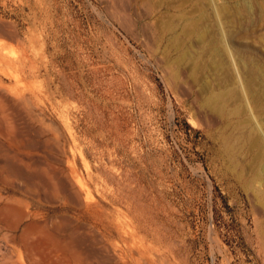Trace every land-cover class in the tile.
Wrapping results in <instances>:
<instances>
[{
	"label": "rangeland",
	"instance_id": "1",
	"mask_svg": "<svg viewBox=\"0 0 264 264\" xmlns=\"http://www.w3.org/2000/svg\"><path fill=\"white\" fill-rule=\"evenodd\" d=\"M263 111L264 0H0V264H264Z\"/></svg>",
	"mask_w": 264,
	"mask_h": 264
},
{
	"label": "bare ground",
	"instance_id": "2",
	"mask_svg": "<svg viewBox=\"0 0 264 264\" xmlns=\"http://www.w3.org/2000/svg\"><path fill=\"white\" fill-rule=\"evenodd\" d=\"M196 21H197V19H196ZM227 49V48H226ZM230 52V51H229ZM249 85H250V83H249ZM248 86V85H247ZM230 89V88H229ZM233 89V88H232ZM248 89H249V87H248ZM252 89V87L250 88V90ZM246 90H247V88H246ZM250 90H249V92H250ZM235 91V90H234ZM229 92V91H228ZM251 92H252V95L254 96V97H256V98H259V95H256V92H253V90H251ZM250 92V93H251ZM227 93V92H226ZM226 93H224V91H223V93H219V92H214V93H212L211 94V96L209 95V97H210V101L211 102H213L214 104L215 103H221V108H223V109H226L227 108V106H226V99H225V97H226ZM228 94V93H227ZM228 99V98H227ZM228 101V100H227ZM220 105V104H219ZM219 108V107H218ZM220 108V109H221ZM239 108L240 107H238L237 109L239 110ZM242 109V108H241ZM240 109V110H241ZM236 110V109H235ZM239 110V111H240ZM223 111V110H222ZM224 111H226V110H224ZM238 112V111H237ZM224 113H226V112H224ZM231 113H232V111H231ZM240 113V112H239ZM263 113H264V111H263ZM235 114V113H234ZM238 114V113H237ZM263 119V118H262ZM244 120V118L242 119V121ZM245 122H244V124L245 125H247L249 128H250V132H249V134H248V143H249V145H250V147L252 148V149H258V152H259V156H258V158H259V161H261V162H263L264 161V127H263V123H264V119L262 120V123H261V125L259 124V123H257V122H254V121H252L251 119H250V117L248 116L247 118H245V120H244ZM242 125V124H241ZM242 127H244L243 125H242ZM246 128V127H245ZM251 150V149H250ZM255 163H256V161H255ZM264 166V165H263ZM3 213V212H2ZM4 214V213H3ZM4 216V215H3ZM6 218H7V214H6ZM8 219V218H7ZM50 235V234H49ZM69 242V241H68ZM70 243H71V241H70ZM69 243V244H70ZM68 244V245H69ZM70 247V246H69Z\"/></svg>",
	"mask_w": 264,
	"mask_h": 264
}]
</instances>
